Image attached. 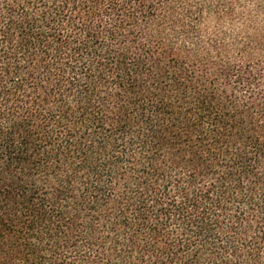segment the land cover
Returning a JSON list of instances; mask_svg holds the SVG:
<instances>
[{
    "label": "trees",
    "instance_id": "obj_1",
    "mask_svg": "<svg viewBox=\"0 0 264 264\" xmlns=\"http://www.w3.org/2000/svg\"><path fill=\"white\" fill-rule=\"evenodd\" d=\"M0 264H264V0H0Z\"/></svg>",
    "mask_w": 264,
    "mask_h": 264
}]
</instances>
